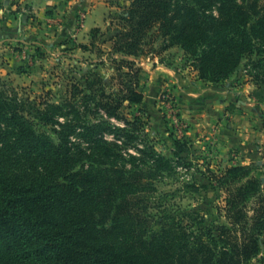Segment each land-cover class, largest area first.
I'll use <instances>...</instances> for the list:
<instances>
[{
    "label": "trees",
    "instance_id": "16d2710c",
    "mask_svg": "<svg viewBox=\"0 0 264 264\" xmlns=\"http://www.w3.org/2000/svg\"><path fill=\"white\" fill-rule=\"evenodd\" d=\"M115 20L107 61L116 93L93 71L56 104L0 94V264L250 263L264 238L260 180L242 166L199 171L207 184L190 192L225 194L228 224L217 234L194 230L163 204L147 215L164 174L193 164L179 141L172 158L158 153L147 121L122 111L143 103L138 65L151 33L162 51L191 58L202 81L219 83L247 59L258 71L249 76L264 84V0H133Z\"/></svg>",
    "mask_w": 264,
    "mask_h": 264
},
{
    "label": "rangeland",
    "instance_id": "374dc122",
    "mask_svg": "<svg viewBox=\"0 0 264 264\" xmlns=\"http://www.w3.org/2000/svg\"><path fill=\"white\" fill-rule=\"evenodd\" d=\"M5 1L11 8L5 12L10 20L2 19L3 15L0 19V94L4 93L7 99H14L17 94V98H28L36 104L46 101L56 104L65 100L70 85L83 84V78L93 71L103 76L107 93L117 92L119 79L107 61L109 39L117 29L115 17L126 14L133 0H64L66 3L61 0L64 5L54 0L46 6L49 10H35L16 0H0V9L4 8ZM96 4L103 19L100 26L95 27L99 33L93 35L91 30L95 28L83 32V23L87 25L88 14ZM6 21L9 25L4 26ZM147 37L141 63H155L163 72L167 69L178 74L183 70L184 74L190 76L196 72L198 76L192 59L181 49L173 47L164 54L161 38L155 33ZM82 45L86 49L81 48ZM138 67L146 100L122 112L125 116H142L147 121L149 139L158 153L172 158V151L176 150L174 142L179 141L187 148L180 156L193 164L189 171L179 167L173 175L164 174L156 184L147 215H158L157 207L163 204L170 215L192 222L194 230L200 228L217 234V227L228 224L221 209L225 194L209 186L190 192L189 185L194 182L197 186L206 185L207 181L199 172H205L206 168L216 173L240 166L247 167L248 178L259 179L264 185V84L256 83L249 76L258 71L244 59L233 75L219 83L201 80L220 90L217 96L228 101L226 106L217 115L212 111L217 102L204 92L203 102L198 100L188 106L191 110L203 105L195 108L197 114L187 112L188 116H182L170 93V83L165 80L159 90L154 91L152 69L142 64ZM243 82L254 86L249 97L241 100L244 104L237 102L239 95L225 98L223 91L237 89ZM163 93H169L172 98L169 109L161 103ZM140 109L142 113L138 112ZM149 226L154 223L150 221ZM248 264H264V238L259 239L258 255Z\"/></svg>",
    "mask_w": 264,
    "mask_h": 264
},
{
    "label": "crops",
    "instance_id": "0c3cea01",
    "mask_svg": "<svg viewBox=\"0 0 264 264\" xmlns=\"http://www.w3.org/2000/svg\"><path fill=\"white\" fill-rule=\"evenodd\" d=\"M16 1L19 2L20 4H28L35 10L36 8L37 9L39 8L40 10H42L43 8H45L44 10H49V8H47L46 6L48 4H51V2L54 0H16ZM59 2H61V0H59L58 3ZM62 2H64V0ZM6 3L9 4V2L5 1V3H3L4 8L0 9V14H1L0 19L2 18V15H3L2 19L8 18L7 20H10L8 14H6L5 12L6 11L9 12L11 7L10 6L7 7ZM64 3H62V5H64ZM67 4H69V2H67ZM98 5L99 4H96L95 8H92L90 13L88 14L87 25L85 24V21H84L83 32H86L95 27H99L100 22L102 23L103 16H100L98 14L99 13ZM5 25H9L8 21L4 22V26ZM171 49L172 48H170V50ZM167 52L168 50L163 51L164 54H166ZM151 64L152 66H150L149 68L152 69V74H154L153 75L154 84H155L154 91H158L159 88L162 86V84L165 83V80H167L168 83H170L169 85L171 87L170 93L174 97L175 103L177 104V107H179V112L182 114V116H188L189 113L187 112H194V114L195 113L197 114L195 108L196 107L202 108L203 105L196 106L195 108L191 107V110L188 109V106L191 105V103H197L198 100L203 102L204 98H202L201 96L202 94H204V92H206V94L207 93L211 94V97L213 98V100L217 102L213 106V109H212V111H214V113H216L217 115L221 112V109H223L226 106L228 101L225 102L223 99H219L217 96L220 90L217 89L215 86L205 85L206 83L199 80L196 72L191 73L190 76L187 74H184L185 71L183 70H181V72H179L178 74H176L175 71L167 70V69H164L165 71L163 72L161 71L158 65H155V63H151ZM252 90H254L253 83L250 82V83L244 84L243 82L242 85L238 87L237 89L233 88L230 91L225 90L223 91V94L225 95V98L227 99L232 98L231 95H237V96L239 95V99L237 102L242 105L244 104L245 101H241V100H243L245 96L248 98L249 97L248 94H250V91ZM145 100L146 98L144 97L143 101ZM204 121L206 120L204 119Z\"/></svg>",
    "mask_w": 264,
    "mask_h": 264
},
{
    "label": "built area",
    "instance_id": "2783aa9c",
    "mask_svg": "<svg viewBox=\"0 0 264 264\" xmlns=\"http://www.w3.org/2000/svg\"><path fill=\"white\" fill-rule=\"evenodd\" d=\"M168 94L169 93H163L161 96V103H163L169 109V106L172 103V98Z\"/></svg>",
    "mask_w": 264,
    "mask_h": 264
},
{
    "label": "water",
    "instance_id": "95a60500",
    "mask_svg": "<svg viewBox=\"0 0 264 264\" xmlns=\"http://www.w3.org/2000/svg\"><path fill=\"white\" fill-rule=\"evenodd\" d=\"M142 65H146V66H148V67H150V66H152V64L151 63H149V62H145V63H141Z\"/></svg>",
    "mask_w": 264,
    "mask_h": 264
}]
</instances>
